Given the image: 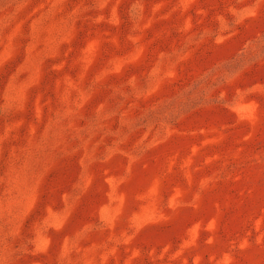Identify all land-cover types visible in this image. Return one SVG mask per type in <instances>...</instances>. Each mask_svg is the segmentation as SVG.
I'll use <instances>...</instances> for the list:
<instances>
[{
  "label": "rangeland",
  "instance_id": "1",
  "mask_svg": "<svg viewBox=\"0 0 264 264\" xmlns=\"http://www.w3.org/2000/svg\"><path fill=\"white\" fill-rule=\"evenodd\" d=\"M0 264H264V0H0Z\"/></svg>",
  "mask_w": 264,
  "mask_h": 264
}]
</instances>
